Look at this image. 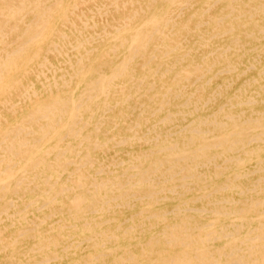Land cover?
<instances>
[{
  "label": "bare ground",
  "instance_id": "6f19581e",
  "mask_svg": "<svg viewBox=\"0 0 264 264\" xmlns=\"http://www.w3.org/2000/svg\"><path fill=\"white\" fill-rule=\"evenodd\" d=\"M82 1L0 0V264H264V89L243 96L244 79L201 111L228 86L202 97V63L260 55L245 43L264 0H206L220 8L194 19L192 0H94L123 11L101 30ZM223 23L228 43L194 54ZM105 33L111 54L91 55Z\"/></svg>",
  "mask_w": 264,
  "mask_h": 264
},
{
  "label": "rangeland",
  "instance_id": "374dc122",
  "mask_svg": "<svg viewBox=\"0 0 264 264\" xmlns=\"http://www.w3.org/2000/svg\"><path fill=\"white\" fill-rule=\"evenodd\" d=\"M78 1H80V0H78ZM96 1H98V0H96ZM104 1L108 2L109 0H104ZM192 1H193L192 6H190V8H188L187 10L184 9V11L186 10L185 11L186 14L189 11H191V10L192 11L195 10V14L191 17L192 19L197 18L200 15H206V14H209V13H213L211 11H215L216 9H218V7L220 8V6L217 5V6L213 7V9H211V10L204 11L203 8L205 7L206 0H192ZM93 2H94V0H87V1L85 0L84 2L83 1L82 2H79V3H81V6L86 11V14L91 15V16H93V18H95L96 20H98L97 21L98 25L97 26H91V27L88 28V30H93L95 28H97L98 30H101L102 26H104V24L106 23V21H104V20H106V19L111 20L113 14H115L117 18H120L121 14L123 12L122 10L119 9V11L108 12V14L106 13V11L102 13L101 11H99V10L96 9V7L93 5ZM142 2L144 3V4H142V6L144 7V5H145L146 2H145V0H142ZM202 2H203V4H202ZM129 5L130 4H128V2L125 4V6H129ZM87 6H90L94 10V12L91 11V10H89V8ZM165 9H166V4L165 5H162L161 2H158L157 7H156V11L159 14H161V12L165 11ZM76 10H79V9H76ZM149 16H150V14L147 17H149ZM147 17H146V14H145V16H143L141 19H138V21L139 22H143ZM226 24L227 23H223L222 24L223 26H221V24L218 25V27L220 28L219 31H221L220 32L221 33V37H222L221 39H223V40H221V39H217L216 40V38H212V40H209V42H211V43L208 42L207 45L206 44H202V47L199 45V43H195V44H198V45L196 46V48L194 50L195 51L194 54L200 53L204 48H208L209 46H214L216 44L215 42H219V41L220 42H223L224 41L225 43H228L227 38L230 35L235 34L236 29L230 30L229 29L230 27H229L228 24H227L228 26L224 27ZM192 25H193V22H189L188 23V26L190 28H192ZM107 28L109 29L111 27L108 26ZM127 28L129 29L130 27L129 26L126 27V25H125V27H123L121 29L122 30L124 29V31H125V30H127ZM168 28H169V31H168L169 33L167 32V35H166L167 36V42L175 44L177 42V40H179V38H178L179 37V35H178L179 33L177 31H175L176 30V26L175 27H171V26L168 25L166 31L168 30ZM110 30L112 31V28ZM183 33H187L186 30H183ZM172 34H173L174 37H176V36L177 37L174 38L172 36ZM104 35L105 36L103 37V40L100 42V44L97 47H95L92 50V52H91L92 54L91 55L96 56L94 54H97V53H98L97 54L98 56L107 55L108 53L111 54V50L108 49L109 48L108 46H109V43L113 41V35L112 34H107V33H105ZM189 35L190 34H188L186 36H188L190 38ZM183 37H185V36H183ZM190 39L191 40H194V39H198V37L197 36H193ZM251 44H253V45H249L248 42H247V43H245V46H246V48L247 47H250L251 48V50H250L251 54H255L256 52L258 54H260V55H258V58L256 59L258 62L256 60H254L252 57L241 56V58H239V57L235 56V53L236 52H234V49L232 47L227 51L228 53H226L225 58H223V59H225V61H226V59L227 60L229 59L232 63H233V61L235 62L233 64L236 67L233 68V69H231V70H229L228 72L227 71H220V66H221L222 62H224V60H222L220 62H217V64L216 63L215 64H210L213 60H211V61L208 60L207 63H209V64H206V63L204 64V63L201 62L203 64V66H205V68H208V67L210 68V71L205 74V77L206 78H210V81L206 85V87L203 90H201L202 97L207 96L211 92V90L216 89V87H217V89H222L224 86H227L228 85L227 86L228 88L226 87L224 90L221 91V93L215 94L216 100H213L212 101V98L210 100H208L207 103L204 105V107H202L201 111L207 112L206 110H209L212 106H215L216 107L217 104L216 105H214V104L217 103V102H219L220 100H222L227 94H231L232 92H234L235 89H236V87L238 86V84L242 80H244V79H249L250 80L249 81L250 82V85H247L246 86V89L243 90V91H241V93H242L243 96H252V97L257 98V99H261L263 97L261 95L262 94L261 91H262V89H264V72H262V73L259 72L258 68L261 67V66H264L263 65V63H264V47H263V45H264V37H262L259 41L258 40L256 41V39L252 40L251 41ZM89 45L90 44H87V46H89ZM205 46H207V47H205ZM255 46H256V49H254ZM260 48H261V51L262 52L260 51ZM105 49H106V52H105ZM49 53H47V54H49ZM49 56L51 57L52 60H55L56 59V58L54 59V55H49ZM93 56H91V57H93ZM232 57H234V58H232ZM136 59H139V58H136ZM189 61L185 60L183 62V64H186ZM193 62H198V60H194ZM94 64L95 63H92L93 66H94ZM183 67L185 69L187 67V69H188V66H185L184 65ZM249 67H251V68H249ZM240 69L243 70V71H241ZM219 71H220V73H219ZM255 72H257V73H255ZM257 75L259 76V79H258V76ZM116 76L118 77V79H117ZM116 76L113 78L114 81H115V78H116V81H120L122 79L120 75H116ZM229 76H230V78H229ZM219 79H220V81H219ZM185 83H187V81H185ZM222 85H224V86H222ZM258 87H260V89L261 88L262 89L260 90V89H258ZM188 89L189 90H192L193 89V85L192 84L189 85L188 86ZM196 92H197V94L199 93V91H196ZM257 92H259V94ZM260 92H261V94H260ZM254 94H255V96H254ZM99 97L103 98V100H104L103 93H100ZM111 102H112V100H111ZM262 102L263 101H260V103H262ZM104 103L105 102H103L102 104H104ZM260 105H263V103L260 104ZM114 113H116V114H114ZM107 114H106V117L107 116L108 117L109 116L112 117L113 115L116 116L117 115V111L114 112V111H109L108 110L107 111ZM110 145H111V147H110ZM143 145L146 146V144H144L142 141H139V142L138 141H134V144H132V146H129V147H133L135 150H137V149H139ZM113 146L114 145H112V142L109 141L106 146L101 147V149H99V150L97 149V152L96 153L97 154H100V155H103L104 153L113 152L115 150L113 148ZM118 147H120V146H118ZM118 147H116V148H118ZM106 148H107V150H105ZM120 148H118V149H120ZM119 153L122 154L123 156H125L124 153H121V152H119ZM253 162H254V160H248L247 159V160H245V162L243 164L244 165H249V164H251ZM231 172H233V171H231ZM56 260H58V259H56Z\"/></svg>",
  "mask_w": 264,
  "mask_h": 264
}]
</instances>
